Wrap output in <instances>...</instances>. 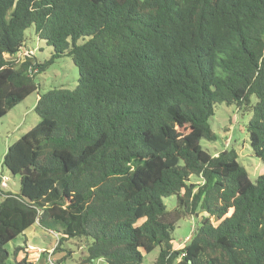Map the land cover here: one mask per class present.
Listing matches in <instances>:
<instances>
[{"label":"trees","instance_id":"1","mask_svg":"<svg viewBox=\"0 0 264 264\" xmlns=\"http://www.w3.org/2000/svg\"><path fill=\"white\" fill-rule=\"evenodd\" d=\"M29 27L50 57L6 58ZM63 55L76 85L39 92ZM33 92L39 121L1 164L19 189L0 188V264H37L5 249L35 225L59 235L56 264L69 239L79 264H139L156 247L153 264H264V173L251 181L233 149L200 145L216 139L214 105L234 104L264 165V0H0V118Z\"/></svg>","mask_w":264,"mask_h":264},{"label":"rangeland","instance_id":"2","mask_svg":"<svg viewBox=\"0 0 264 264\" xmlns=\"http://www.w3.org/2000/svg\"><path fill=\"white\" fill-rule=\"evenodd\" d=\"M24 35L27 45L23 46L14 55L4 54L6 58L21 62L25 57L34 55L37 60L42 62L50 57L52 47L47 45L44 40L37 38L32 27L27 28ZM77 76V68L71 58L63 55L55 59L44 71L38 73L35 76V81L38 83V91L43 92L53 87L73 88L77 83ZM35 97V92L29 94L0 118V182L3 180V176L7 177L5 184L1 185L0 188L5 192H18L19 176L10 174L2 167L3 155L10 144L39 121V117L33 110ZM213 111V116L210 119V128L215 134L216 139L208 141L202 138L200 140L201 148L210 155H217L224 149H233L236 153L237 161L244 167L249 179L254 181L258 174L264 173V165L253 154L249 145L248 133L245 126L250 113L242 112L234 104L228 105L226 103L215 104ZM195 179L193 178L192 180ZM1 197L0 195V200ZM163 202L167 209H171L175 206V196L164 197ZM198 213L199 215L203 214L200 210ZM198 222L199 218L193 215L178 220L171 232L173 246H183L191 237ZM58 236L57 233L47 231L35 225L31 230L26 231L25 235H19L5 245V249L9 253L7 261L11 263L13 261V247L22 246L25 248L23 251L28 256L36 258L35 262L40 259L44 260V262L41 261L39 264H50L46 259L47 252H44V255L42 253L43 250L47 251L53 248L51 258L53 264H56L55 260L60 254H53V252L58 242ZM24 240H26L25 243L23 242ZM61 246L63 249L69 251L64 264H79L78 260L85 253L82 243L75 239H69L64 241ZM157 253V247L148 253H143V259L139 264H153Z\"/></svg>","mask_w":264,"mask_h":264},{"label":"built area","instance_id":"3","mask_svg":"<svg viewBox=\"0 0 264 264\" xmlns=\"http://www.w3.org/2000/svg\"><path fill=\"white\" fill-rule=\"evenodd\" d=\"M5 180H7V177L3 176V180L0 182V186L5 184ZM52 250H53V248H51L50 250H47V251L43 250V252H47V258L46 259L49 261L50 264H53V260L51 258ZM29 259L32 260V259H36V258L29 256Z\"/></svg>","mask_w":264,"mask_h":264},{"label":"crops","instance_id":"4","mask_svg":"<svg viewBox=\"0 0 264 264\" xmlns=\"http://www.w3.org/2000/svg\"><path fill=\"white\" fill-rule=\"evenodd\" d=\"M28 260L31 261V262H33V263H37L38 262L37 264H39L41 261L44 262V260H42V259H40L39 261H36V262H35V259H32L33 260L32 261V260L29 259V256H28Z\"/></svg>","mask_w":264,"mask_h":264}]
</instances>
